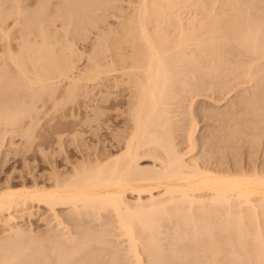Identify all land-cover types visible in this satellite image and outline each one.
Returning <instances> with one entry per match:
<instances>
[{"label": "bare ground", "instance_id": "6f19581e", "mask_svg": "<svg viewBox=\"0 0 264 264\" xmlns=\"http://www.w3.org/2000/svg\"><path fill=\"white\" fill-rule=\"evenodd\" d=\"M13 1L15 3L13 4L14 10H12L9 13H4V11L2 10V7H5L4 10L7 7L3 5L5 4L3 0L0 2L3 5L2 6L0 4V30L1 29L3 30V27L6 26V25L2 26L4 21L6 22V20H8L7 18H5L6 14H7V17H10V15L16 14V16H18L17 18H19V15L17 14H21L23 12L28 13V10L29 9L32 10V8L33 10L32 11L30 10L31 13L25 16V17L28 16L27 19L26 18L24 19L23 17L24 13L21 14L22 18L25 21L21 19L20 20L23 21V24L25 22V24L23 27L21 26L20 21H19V24L21 26L19 27L23 28L22 32L24 31L23 34L26 33V35L22 34L24 37H22V35H19L23 39L21 37H18L22 39V42L19 40L22 44L18 42L21 45L19 46L18 44V47H20V49H17V51L13 52V50L11 51L10 49L11 46L10 47L8 46L10 44L8 45L6 44V47H9L10 49V50L8 48L6 49L7 52L8 50L10 51L7 54H10L8 56L9 58L11 57L10 58L11 60H13L11 61V62H14L12 64L16 65V66L14 65L15 68L13 67V71H11L8 67L9 66L8 64L7 70L8 69L9 70L7 71V73L8 74L12 73L10 75L15 76V78H18V80H20L21 82L15 78L14 80H12L13 78L9 77L10 75L5 74L6 70L4 69H6V64L5 62H3L2 66L0 65L1 66L0 68V93L1 91L2 93H4V94L1 93L2 96L4 95L2 98H4L6 95L10 96L11 94H13V93H10L12 90H14V93L19 94V91H18L19 90L18 87H19L24 92L20 90V95L17 94V97L18 96L21 97V95L27 94L26 95L27 97L24 96L23 98H21L20 102L27 103L28 100H30V103H31L32 101L33 102L35 101V97H36V100L37 98L40 99V97H42V95L45 94L44 91L48 90V86L54 87V89L52 87H49V89L50 88L52 89L48 90L50 91V93H53L54 92L53 90H55L54 84L57 83L58 81L55 79L57 82L54 81V84H53L51 82V79L53 80L54 78L57 77L58 79L63 78L65 80V78H69L71 76L70 71H73L72 69L76 68L75 67L76 64L75 62H73L72 64L71 62H67V60L69 61L71 58L70 57L67 59V57L69 56L73 57V54L68 55V56L65 54L67 57H65L64 54H63L64 56L61 55L60 52L62 51L59 49V47H61L62 49V45L57 46V44L58 45L60 44L57 37H56L57 39L55 40L56 42H54L55 44L52 41H50L51 38L49 39V37H52V36L48 37V33L50 34V32L53 31V29L52 30L50 29L51 26L48 23H51L53 20H56L54 18H57V16L56 17L51 16L54 13L51 15H48V13L51 12V10L50 11L47 10L48 8L47 6H49V3L51 4L52 1L51 0H35L34 2L36 1H38L37 3L40 2V4H38L39 6L34 7L35 4L34 5L29 4L30 8L28 7L29 5L26 3L28 0L27 1L25 0L26 2L24 3L19 2V0H13ZM103 1L112 2L113 0H103ZM141 1L143 3H141ZM141 1H140L141 6H139L140 4L138 5L139 6L138 8L140 9H137V11L140 12V15L138 16H141L140 17L141 19H139L138 17V21H137V23L139 22L138 23L139 25L136 24L137 26L134 27L135 24L133 23L134 22L133 20L135 19H132L133 22L131 21L129 23H132V25L134 24L133 27L132 25L129 26V23H128V26L123 25L122 28H119L118 33L119 35H121L120 37L116 36L118 33L115 35V37L113 34L112 37L114 38H112L111 36L105 35L108 30H109L108 32H110L111 34L113 32L115 33V31L117 32V28L116 30L113 29L115 30L113 32H111L112 30L110 27H109L110 29L106 28L107 30L105 29L102 32H100V35L98 36L101 37V34H103L102 35L103 38L96 36L97 37L96 39L98 38L99 39L97 40V42H95L96 41L95 39L93 44L95 43L98 44L99 41L101 40L99 44L101 45L102 43L101 45L102 47L101 46L99 47L98 45L97 47L101 48L99 50L102 52V54L103 53L104 54L102 56L100 55L99 57H97L99 53L101 52L99 53L96 52L98 48L95 49L96 44L93 45L95 47L94 49L96 50L95 51L93 49L94 53L96 52L98 53V55L94 54L93 55L94 57H92L93 64L90 63V61H87L90 63V65L89 63H87L89 65V68L88 67L83 68L85 71H83L82 69L83 72L82 71H81L82 73L80 72L81 76H83L82 78H84L85 75L87 76V77L85 76L86 78H84L86 81L88 80L91 81V79L93 81L99 80V84H100L101 83L100 80L102 78L103 79L113 78L115 81L114 83L113 82L112 83L114 84L115 87L116 86L119 87L120 84L121 85L123 84V86L124 84L125 85L129 84L130 86L135 88L133 91L134 100H133V103H131V105L133 104V107L130 106L132 109L128 110V111H131L130 114L132 115L131 119H133V125L131 126L132 129L130 130V132L128 129H127L128 131H126V135L127 134L129 135L127 137L124 135L126 138H124V141H123L124 144L122 143L123 144L122 150L119 153H116L117 155L113 154V156L111 157L108 156L107 159L103 158V160L99 159V160H96L95 162H94L95 159L91 157L90 158L92 159L93 162L89 161L90 159L89 157H86L87 162L83 161L86 159L85 157L81 161L77 160L75 165L73 161L72 165H74V167H72L73 168L72 171L68 172L66 169L67 173L66 171L62 172L64 170H62L61 168L60 170L62 171L60 170L56 172L51 171L54 173L48 174L47 175L48 181L46 179L45 182L44 181L42 182L41 180L38 181L36 180V178H34L35 181L32 182L31 185H28L29 182H26L27 180L25 181V179H22L24 180V182L22 183V181H20L23 185L19 188H16L17 186L16 182L10 179L6 182L3 181L5 182L4 184H2L3 182L2 183L0 182V223L5 225L4 227L7 226L6 230L9 231V235L13 239L12 240L11 238H9L8 235H6L8 237L5 236L6 239L9 238V241L5 240L4 238V244L8 242V244H6L7 246L4 245L5 248L7 247L6 250H4L3 248L4 246L3 247L0 246V249H2V251L5 252L3 255V252L0 250L2 252V254L0 252V264H128V263L129 264H161L160 261L163 258H165L163 256L164 255L166 256L167 253H169L168 255L171 254L170 257L173 258L174 255H179V256L187 255L188 256L189 254L199 253V252H202V251H199L202 249L204 250L203 253L205 252L204 255H207L206 256L207 259L205 262L206 264H229V262L232 261V260H229L231 258L235 262L237 261L235 264H239L238 260L236 259H239V261L241 260L240 264H246V263L259 264L260 262H261L260 264H264V255H262L264 253H259V251L264 252V246L262 247L261 245V243L262 244L264 243V240H263L264 237L262 238L264 234L262 233L264 231V172L262 171V169L260 170L261 167L259 168L256 165H254L257 168H259L260 171L257 169H254L256 167L252 169L249 168L250 169L249 170V169H246V167L244 168L243 166L240 169L238 168L235 169L234 168L235 166L233 167L234 169H229L228 168L229 166H225L227 167L226 169L225 167L224 168L220 167L224 165L220 164L219 166V164L217 163L216 164L218 168H211L210 167L211 165L209 166L210 163H208L209 167H207V164L205 165L206 167L204 165L202 167L198 164L200 163L198 162L199 161L198 158H197V161H196V158H194V160L185 159L186 157L184 156L185 154L181 152L180 150H178L179 148H176V145H175L176 141L174 140L175 137L171 136L172 134H170L171 132L170 130H172V126L168 127V125H170V123L172 125V122H173L171 120L172 117H169V116H172V115H169L171 113L170 111L172 110L171 109L172 107L170 108V104L173 106L174 103H176L181 98L180 97V95L182 94L181 91L183 92V88L186 89L185 86H183L185 85V82H187L189 79H191L193 82L194 79L197 77V75L199 77V74L195 75L194 73L199 70L198 69L197 71H194L199 66V64L202 62V58H200V55L198 54L199 52L201 55H203L202 57L204 59L206 57V60H203L204 63L202 62V67H201L202 69L206 61L207 62L205 65L209 67L211 66L215 67L216 64L214 63L216 62L219 65L221 63H222L221 65L227 63L224 66L229 67L230 66V65L228 66L229 64L228 62H230L229 60L233 59L234 61V59L237 57L236 62H239L238 59L240 58L239 60L242 63H244L245 61L244 59L247 58V60L245 61L247 63H245L242 66L243 68L244 67L246 68V71H245V68L244 69L239 68V72L241 71L240 73H242L241 76L246 74L245 77L242 76L244 79L240 78V80H243V81L246 80V77H250L248 79L250 81H253L251 80V78L254 79L258 75L256 72L262 73L264 71L263 68H260V67H264L263 66L264 64L263 62L264 60V13H263L264 6L263 7L260 6L262 8V12H261V8L259 9L258 6H255L257 5L255 1L257 2L258 0L253 1L255 5H253L252 2L250 3V0H230L232 2L227 0L229 4L228 3L226 4L227 1L224 0L225 3H223V5L224 4H226V6L228 5L226 8L222 4H219L220 2L221 3L224 2L223 0L222 1L216 0L219 5L217 4L215 0H198V2L197 1L195 2L193 0L195 3L191 0L192 1L191 4L193 5L198 3V8L195 7L197 10L201 6L203 7L206 4V2L208 3L209 1L211 4L209 3L210 5L208 4L207 6L205 5L204 8L210 6L208 7L210 11L208 8H207L208 11L207 9L204 11L203 8L201 7L202 9L201 10L199 9L200 11H198V13H200L202 10L204 12L207 11L204 14L205 16L202 14L204 12H201V19L194 16L195 18H193L192 20L193 23L191 21V23L195 26L194 28L192 27L189 28V26L187 28L186 26L184 30L182 28H179V26H181L179 25L178 28L184 30L185 32L182 31L183 32L182 33L181 30L179 31L182 34V35H180V33L178 34L181 36L179 39H178L179 36L176 35L175 33L174 35L176 36L177 39L175 37L174 39L173 38L174 35L170 34V33H174V31L172 32L171 31L172 29L171 30L169 29L171 32L169 31L170 33H168L167 28H170L172 24L174 23V21H172L173 18L176 17L177 18L176 20H178L180 15L182 14L181 13L182 11L178 10V9L181 10V7L179 6L180 7L179 8L176 6L178 5L177 4L178 2H175L174 0L176 5L174 3L173 6L174 7L176 6L178 8L177 11H179V13L181 14L179 15L176 14L175 13L176 11L174 10V7L172 6L173 11L175 12H171V14H174V15L176 14V16L175 17L173 16L171 20L172 23L171 22H169L170 24L168 23L170 26L169 27L167 26L166 20L168 19V21H170L169 19H171L170 17L171 15H168L170 18L167 17L165 18L166 20L163 19L164 22H161V18L164 17L165 12L167 11V10H164L161 6H164L166 1L164 0L165 1L164 2L162 0V2L164 3L162 4L161 0H151V1L149 0L151 3V7L160 6L159 10L158 9L156 10L155 8L152 10H156L158 12L160 11V13H162L161 11H163L164 13V14L162 13L163 15H160L158 13L160 15L159 17L161 18H159L156 14L152 16V17L156 16L155 20L157 21H154V24H156L155 22H158L157 24H159L160 27H161L160 24H163V23L164 25L167 26L166 28L162 27L164 29L162 28L160 29L159 26H157L156 24V25H153V27L155 26L160 30L158 29L153 30L149 28L151 26L150 24H149L150 26L146 24V22H148L147 21L148 17L151 16L150 15L151 13L149 15L147 13L148 7H150L148 4V0L147 1L141 0ZM8 2L9 0L6 3ZM96 2L97 0H65L64 3L62 2V6H61L59 5L61 4L59 3V0L57 1V3L55 0L54 3L56 4H53L52 2V5L60 6V7L58 6V8L55 7V10L57 9L55 12L56 13L58 12L59 14L57 19H59L61 16L65 19V16L68 18V16L70 15L73 16V15L79 14V11L81 8H84L86 10H91ZM111 2L110 4H112ZM184 2L186 1L184 0ZM248 2L249 4H247ZM188 3L190 2L188 1ZM199 3H200V7H199ZM11 4H12V1H11ZM21 4L22 5L25 4V5L22 6ZM147 4H148V7H147ZM251 4L257 9H259V10L256 9L259 13L256 10L252 11L251 14H248V10L247 12L245 11L246 9H249V7L250 8L252 7V9H249L250 11L255 9ZM52 5H51V8H52ZM171 5L170 6L168 5V7L166 5V7L169 8L168 10H170ZM215 5L220 7L218 11H216L217 9ZM25 6L28 8L27 10H25L26 9ZM104 6L102 5L101 7H104ZM229 6L230 8H228ZM15 7L17 8L15 9ZM101 7L99 8L101 9ZM107 7H109L108 4H106L105 8ZM166 7L164 8L166 9ZM214 8L215 10H212ZM104 9L102 8V10ZM145 11L148 16L146 15ZM85 12L87 13V11ZM154 13H157V12H154ZM66 14L67 15L70 14V15L67 16ZM102 14H106V13H102ZM166 14H168V12H166ZM101 15H97V20H95L96 18H94L95 21H93L92 19V21L94 22V23L92 22L93 26L95 22H98V20L99 21L104 20V19L101 20V18L104 17L103 15L101 17ZM143 15L145 17L147 16L146 21ZM16 16H14L12 19H14ZM98 16L100 17L99 19H98ZM185 16H183V18ZM190 16H193V15H190ZM74 18L76 19L75 21L77 22L79 17H74ZM89 18H87V20ZM196 18L199 21L198 20L195 21ZM184 19H186V17ZM67 20L66 21L64 20V21L69 22V19ZM180 20H181L180 22H182V19ZM16 21H17L16 22L17 25H19L18 19H16ZM57 21H54V22H57ZM71 21L72 19L70 20V22ZM196 22H199L200 25L197 24ZM46 23L48 24L46 26H49V31L51 30L50 32H48V28L45 26ZM52 23L51 25H53ZM62 23H63V20H62ZM71 23H72L71 24L72 26L70 24L63 23V26L65 25V28H67L65 30V28L63 27L64 31L67 32L68 28L73 29V27L76 26V25L73 26V24H76V23H73V22ZM68 25L69 27H66ZM187 25H191V24H187ZM198 25L200 26V28ZM81 26L83 25L80 24V27ZM14 27L17 28L15 24H14ZM186 29H189V30H186ZM197 29H200L199 31H200L201 36L199 35V37H195L197 36V34L195 35ZM84 30H86L87 32L88 29H84ZM1 31H0V34H1ZM36 32L37 33L39 32L40 36L43 37V38L42 37L39 38V34H38V38L42 39V41L40 40L41 42L40 41L36 42L37 44L34 42L37 39ZM53 32L56 34L57 30L55 32V29H54ZM5 33L7 32H4V33L2 32L4 36L7 35ZM33 33H35L36 35H33ZM28 34L32 36V37L30 36L31 37L30 39L28 38L29 36ZM54 35L53 37L55 38L56 35L55 36ZM57 36L59 37V35ZM34 37L35 39H33ZM29 41H31L32 43ZM33 42L35 45L33 44ZM122 43H125L124 45L126 44L127 45L121 46ZM55 46H57L59 50L56 51ZM71 46L69 45L67 46L66 44V47L63 46V49L71 48L72 50ZM194 46L196 47L197 51L199 50L198 52H196ZM191 47H193L192 49L193 51H190L191 49L189 50V48ZM127 48H131V50L127 52L126 51L128 50ZM187 49L189 50L190 53H188ZM18 50L20 52H18ZM71 50L70 51L68 50V51L72 53ZM194 50L197 53L198 57L197 55H194L195 53L192 54ZM66 51L67 50H65V52ZM56 52H59L61 57L58 56V53ZM63 53H64V50H63ZM62 56L65 58L64 60L67 59L66 62L63 61ZM242 57H244V59H242ZM90 60L92 59L90 58ZM208 60H211L212 62V63L210 62L211 66L207 65ZM259 60H262L263 63L260 62ZM7 61H8V58H7ZM233 61H231L230 64H232ZM241 62L239 63H235V61L233 62L235 64L234 65L232 64V66L233 67L237 66V68L234 67L235 70H238V67H240L242 64ZM103 63H105L106 65L105 64L103 65ZM239 64L240 66H238ZM257 64H258V67L256 68L257 69L259 68V69L256 70L255 68L256 70L255 71L253 66ZM259 64H260V67H259ZM73 65H74V68H73ZM219 65L217 66V68L216 67L215 68L213 67V68L221 70L223 66L220 68ZM232 66L228 68L230 69L229 70L230 72L231 70L235 71L233 70ZM209 67L204 68V70L205 69L210 70V71L205 70V72H211V69H212L213 70L212 73H213L214 69L212 67L211 68ZM201 68L199 71L202 70ZM223 68H224L223 70H225V67ZM87 69L89 70L87 71ZM3 71H4V75L2 73ZM242 71L246 73L243 74ZM15 72H17L18 76L15 75L16 74ZM73 72L71 73L73 74ZM85 72H87V74ZM190 73H192L193 78L195 76L196 77L192 79L189 76ZM76 74H79V73H76ZM205 74L207 75L208 73H205ZM5 75L9 77V79L11 78V80H9L6 77L7 82L3 83L4 81H6V79H4L5 77L4 78L2 77ZM74 75H72L73 77L71 76L72 78L70 77L71 78L70 80H72L71 82L76 81L75 79H77L78 78L77 76H79V75H76L75 77ZM253 75L255 76L253 77ZM208 76L210 75L208 74ZM241 76H237L238 78H236V80L239 79V77ZM260 76L262 77L263 74L261 75L259 74V76L256 77L258 78L260 82H257V79H256L255 81L257 84H255L256 85L255 87L262 88L263 90L260 89L259 91L260 92L263 91L262 94H264V88H263L264 86L259 87L260 85L261 86L264 85V82H263L264 76H263V79ZM187 77H190V78H187ZM234 77H236V75H234ZM82 78L77 79L78 83L76 81L74 85L73 83L72 85L74 87L78 86V84L80 85L82 80L85 81ZM260 78L262 81L260 80ZM1 80L2 81L4 80V81L1 82ZM15 80H17L18 85L16 84ZM61 80L62 79H60V81ZM67 80L69 81V82L67 81L68 87H69V83L71 84V82L69 79ZM191 80L188 82L190 83ZM48 81H50L49 82L51 83L50 85L48 84ZM103 81L105 82L106 79ZM11 82H13V86H14V82L18 86V87L16 85L14 86L15 89L17 88L16 90L12 86ZM180 82L184 84L182 85L180 84ZM192 82L190 84L194 85V83ZM259 83L260 85H258ZM102 84L104 85L105 83L102 82ZM110 84L108 85L110 86ZM108 85H105V86H107L108 88L109 87ZM177 85L179 87L180 85H182L183 88H181L182 87L181 86L180 87L181 89H179ZM186 85H188V83H186ZM130 86L128 87L127 85V88H132ZM186 87L188 90V88H190L191 86L190 87L186 86ZM80 88L82 89V87L77 88L78 91L81 90ZM4 89H9L10 94L8 95L7 94L8 90H4ZM26 89L30 90L33 95L32 94L30 95V91L29 93H27ZM77 89L75 90L77 91ZM178 89L181 90L180 93ZM253 89L255 88L253 87ZM25 90H26V93H25ZM67 90L70 91L71 89L68 88ZM108 90H106V92ZM48 91L46 92V94H50ZM82 92L83 91L81 90L80 93ZM253 93H257V90ZM67 94L70 95L69 93ZM103 95H105V97H103ZM248 95H249L248 97H251L250 96L251 94H248ZM253 95L252 97L256 96L258 98L259 95H260V98L261 96L264 97V95H261V94L258 95V93L254 96ZM28 96L29 98L30 96H32L31 98L33 99L32 100L29 99ZM12 97L11 96L5 97L4 99L5 101H8L9 98L13 99ZM20 97L15 98L14 96V99L18 101ZM71 97H72V92H71ZM109 97L107 94V99ZM24 98L26 99V101L23 102L22 99ZM102 98H106V94H102ZM176 98L177 99L179 98V99L176 100ZM255 98L253 99L254 102L252 101L249 102L250 106L248 105V107L246 108L247 109L246 115L248 113L250 114V112L252 114H255V116L257 114V116L254 118V120L256 121L254 122L256 123L260 122L262 124V125L260 124V126L259 125L255 126L258 129V126L259 127L264 126V103H263L264 98L263 99L262 98L255 99ZM14 99L11 101L9 100L8 102L9 103L11 102L10 104L14 103L15 102ZM107 99H105V101H107ZM246 100L247 99H243L241 101H246ZM249 100L250 98H248L247 102ZM5 101L1 102L0 100L1 103ZM20 102H18V104H20ZM247 102H245V106H247L248 104ZM251 102H252V105H251ZM32 103L31 105L28 103L29 105L27 104L26 106L25 104H23L25 108H22L23 105L21 104L19 106L17 105L19 109H22L19 112L21 113L23 112L24 114L26 113L28 116L29 115L28 112H30L32 110L31 108L33 107ZM5 104L6 105H4V103L1 104V106L3 105L2 106L3 108L0 106V108H2L0 109V121H2L1 123L5 124L6 122V124L8 123V125L10 124L13 125L15 121L16 123H18L20 118L18 117L19 119L18 120L15 117L19 114L18 111H16V113L12 112L13 114L11 113L9 114L8 112H11L10 110H8L10 108V104L8 106H7V102ZM35 105H36V101L34 103L33 109L36 107ZM27 106H28V109H30V111L25 112L26 110H28L26 109ZM249 107L250 108L253 107L254 109L249 110L250 109ZM14 108H12V111H14L13 110ZM95 109H98V108H95ZM34 110H32L31 112L33 113ZM252 110L254 112H252ZM21 113L19 114L20 117L21 115L23 116V113L22 114ZM32 113H31V119L33 116ZM227 113L230 114V112H227ZM98 114L101 115V113H98ZM224 114H225L224 116H226L227 118H224V117L223 118L227 120L228 118L232 119V116L236 113L235 112L232 113L233 115L232 116L230 115L231 117L230 116L228 117L225 112ZM237 115H234L236 117L233 116V119L240 117ZM215 116H218V113L217 115L215 113ZM242 117L243 116H241L238 119L239 120L242 119L243 120L242 122H245V123L248 122L247 117H246L247 119H245V117L243 119ZM258 117L260 118L257 119ZM169 120L172 122H170ZM230 121H225V122L229 123ZM222 122H224V120ZM232 122H234V120ZM240 122L241 120L240 121L237 120L236 122V119H235V123L233 124L235 127V130L237 128L236 124L239 125V127L242 129ZM2 124L0 127H2ZM225 125L227 124L225 123ZM225 125L219 129H222L223 127H225ZM194 126H195L194 128L192 126V129L189 130V139H192L193 135H195L194 132L197 130L196 127L198 126L196 125ZM228 129H226V131ZM262 129L264 130V127ZM174 130H175V127H173L172 131ZM223 131L219 130V133ZM242 131L239 130L238 133L240 132L242 133ZM230 132L235 133L233 131H230ZM230 132L227 131L226 133L231 134ZM259 132H256V133H259ZM216 133L218 134V137H216L217 135L213 137L220 139L218 129ZM260 133L264 135L263 134L264 131ZM2 134H4V131ZM213 134L215 133L213 132ZM254 135L256 136L255 133ZM254 135L252 136L254 137ZM225 136L227 137V134ZM230 137L231 135L227 137L226 139L225 138L224 139L227 140ZM215 139H214V142L219 146L220 143H217L218 141L216 142ZM0 140L2 139L0 138ZM209 140L210 139H206L207 142ZM212 140L213 139L211 138V142L214 143ZM230 140L232 139L230 138ZM193 141L194 140H192L193 144L191 145H194L197 142V140L195 142ZM207 142L206 143L204 142V144H207L206 147H208V144H209ZM219 142H221V139L219 140ZM211 144H210V148L213 149V147H211ZM216 144L215 145L212 144V145L215 147ZM231 144H232V141H231ZM197 146L198 145L196 143L195 146H192V147H194L195 149ZM217 149H216V152H217ZM107 155H109V153ZM105 157H106V153H105ZM145 157L154 158L152 162V165H153L152 167L150 164H148L149 168L148 166L147 168H145L146 164H145V167H141L142 164L139 165V161ZM95 158L97 159V157ZM4 159L6 158L4 157ZM216 164L214 165V163H212L214 167H216ZM236 167H239V166H236ZM42 208L43 209L45 208V210L47 211L48 214L46 216L43 214L44 212H42ZM61 208L67 209V210H63V212L65 211L66 212L62 213ZM19 211L21 212V214ZM46 211H45V214H46ZM24 216L29 217L28 218L29 220L32 218H36V217H38L39 219L41 218L40 220H42L43 218V221L46 220V224L48 223L49 225V228H47L48 230H45L47 231V233L46 234L44 233V236L48 234L46 237L49 238V241L47 240V238L44 239L45 237L43 238V240H41L40 239L42 237L41 235H39L41 237H39L38 235H36L37 237H35L34 234L32 235L36 239L38 238L37 241L40 239L42 242L41 243L39 241L38 243L40 244L35 242V244H38L36 246L41 249L36 250L33 247L31 248L34 249L33 251L34 253L43 252L44 253L43 255L44 258H42L43 260L39 259V256L34 255V253L32 252L33 249H30L31 254L29 252H26V250H29L26 248H29L33 244L32 243L29 246L27 244L28 240H26L28 239L27 237L32 233H30L26 237L25 235L28 234L29 232L25 233V228L22 226V224L17 225V222L15 223L17 219L18 220L19 218L22 219V217ZM13 222L16 225L13 224ZM253 222H257L255 223L257 227L253 224ZM2 224L0 226H2ZM251 226H255L256 229H253L255 227H252L253 229L252 230ZM109 234H112L110 235L112 236L111 239L106 237ZM32 236L30 235V237ZM1 237L2 239H0V241L3 240V236ZM24 237H26V239H24ZM14 238L15 239L20 238V240L24 239L23 245L25 243L24 241L26 240L27 242L25 246L27 245L28 247L26 246L25 248V246L23 247V245L22 246L19 245L22 242L18 239L19 240L18 241L19 243H18ZM249 239L253 240L256 243V244L254 243L255 244L254 246L256 248L254 246L251 247L250 243L253 241L250 242ZM29 240H32V238H29ZM46 240L48 241L47 243L49 245L47 246H49V249L47 248V246H45L46 244L43 245L44 244L43 241L45 242ZM33 241H29V242L31 243ZM248 241L250 242L249 244H248ZM1 243L3 244V241ZM39 245L42 247H39ZM225 245L227 246V249H228V246H231L230 247L231 250L227 252V249H225L226 248ZM259 245H261V247ZM248 246L249 248L250 247L252 248L251 249L252 251L251 250L248 251L249 250ZM238 248H241L243 252L242 250H239ZM245 249H248V250H245ZM258 249H261V250L256 251ZM225 251L228 254L224 253ZM202 254H198L200 255L201 259L205 258L203 257L204 255L202 256ZM225 254H227V257H229L227 260L229 261L228 263L227 261L225 263L220 261L221 259L220 256L225 257L226 259ZM195 255L194 256L192 255V257L194 258ZM198 255L196 256L198 257ZM34 256L36 258L38 257V259H36ZM40 256L42 257V255ZM187 256L186 258H188ZM29 257L32 259L34 258L33 262L30 261L32 259H30ZM182 257L185 258L184 256ZM189 257L191 256L189 255ZM172 258H170V262L168 263H172L171 261H174V258L173 260ZM179 258L177 257V259ZM183 258H180V259L183 260ZM243 258L245 259L250 258L249 259L250 262H248L247 261L248 259H247L246 260L247 262L243 263L242 262ZM251 258L253 259L251 260ZM37 260H40V261H37ZM168 260L169 259L167 256V261ZM179 260L178 262L181 263V260L180 261ZM254 260H256V263L254 262ZM202 261H205V259L200 260V262ZM163 262H164V259H163ZM182 263H184V261ZM196 263L198 264L199 262H196ZM205 263L202 262L199 264H205ZM232 263L234 262L232 261ZM173 264H175V261ZM176 264H177V261H176Z\"/></svg>", "mask_w": 264, "mask_h": 264}, {"label": "rangeland", "instance_id": "374dc122", "mask_svg": "<svg viewBox=\"0 0 264 264\" xmlns=\"http://www.w3.org/2000/svg\"><path fill=\"white\" fill-rule=\"evenodd\" d=\"M2 1V0H1ZM0 1V2H1ZM4 2L6 1V0H3ZM8 1V0H7ZM6 1V2H7ZM11 1H12V4H11ZM27 1V0H26ZM25 0H19V2H22V3H24V2H26ZM35 0H28L26 3L29 5V4H35V6L34 7H38L39 5L38 4H40V2L39 3H37L38 1H36V2H34ZM52 2H53V4H56L57 3V1L58 0H56V3H54V1L55 0H51ZM50 1V2H51ZM64 3V1L65 0H59V3H61V4H59V5H61L62 6V2ZM101 1V2H100ZM140 1L141 0H113L112 2L111 1H107V2H109V3H107L106 1V3L103 1V0H97V2L95 3V5L92 7V9L91 10H86V9H84V8H81L80 9V11H79V14H77V15H73V16H71L70 14H68V15H70V16H68L67 14V16H68V18L65 16V19L63 18H59V19H57L58 18V16H59V14H58V12L56 13L55 11L57 10H55V7H57L58 8V6L57 5H52V2H51V4L49 3V6H47L48 8H50V9H48L47 8V10H51V12H49V11H47V12H49L48 13V15H51V14H53V15H51V16H53V17H56L57 16V18H54V19H56V20H53L51 23L53 24V25H51V23H48V24H50V29L52 30L53 29V31H54V29H55V32H56V30H57V32H56V34L53 32V31H49V26H46V25H48L47 23L45 24V26L48 28V32H50V34L48 33V37L49 36H52V37H49V39L51 38V40L50 41H52L53 43L54 42H56L55 40L58 38V41H59V45L57 44V46H61L62 45V49H61V47H59V49L62 51V52H60L61 53V55H72L73 54V57L72 56H69V57H67L66 55H65V57H67V59L68 58H70V60H72V61H68L67 59V62H71V64L73 63V62H75V67L76 68H74V65H73V68L74 69H72L73 71H70V74H71V76L72 75H74L75 77H76V75H79V76H77L78 78L77 79H80V78H82L83 76H81V74H80V72L82 71V69L83 68H86V67H88L89 68V65H90V63H92L93 64V58L92 57H94L93 55L94 54H96V55H98V53L99 52H101L99 49H101V48H98L97 47V45L100 47L101 45H102V43H101V45L99 44L100 43V41H99V43L97 44V43H95L96 44V48L93 46V45H95V44H93L94 43V41H95V39L97 38L96 36H98V35H100V32H102L103 30H105L106 28L107 29H110L111 28V32H113V31H115L116 30V28H117V32L115 31V33L113 32L112 34L110 33V32H108L107 31V33L109 34H105L106 36H113V34H114V37H115V35L118 33V30H119V28H122L123 27V25H125V26H128V23L129 22H131L132 21V19H137L136 21L135 20H133L132 22L135 24H133L134 25V27H136L137 25L136 24H138L137 23V21H138V17H139V19H141L140 17L141 16H138V15H140V12L139 11H137V9H140V8H138L139 6H141V3H143L142 1H141V3H140ZM147 1V0H146ZM151 1V0H150ZM150 1L148 0V4H149V6L151 7V3H150ZM164 1V0H163ZM166 1V2H165ZM164 2H165V5L164 6H161L164 10H167L166 12H168V14H166V12H165V14L163 13V11H161L163 14H164V17H159L160 15H163L162 13H160V11L158 12V11H156L157 9L159 10V8H160V6L159 7H148V4H147V7H148V15L150 14L151 16L150 17H148V20H147V13H146V11H145V13H146V17L143 15V17H145V21L147 20L148 22H146V24H150L152 27H153V25H156L158 22H155L156 24H154V21H157V20H155L156 18V16L155 17H152L153 15H157L159 18H161V22H164L163 21V19L164 20H166L165 18H170L171 17V19H169L170 21H168V19L166 20L167 21V26H169V22H171V20H172V18H173V16L175 17L176 16V14H183V12H184V14L186 15H184L183 14V16H185L186 17V19H184L183 18V16H182V14L180 15V17H179V19L178 20H176L177 18L175 17V18H173V20L172 21H174V23L172 24V26L170 27V28H167V31H168V33H170L171 31L173 32L174 31V33H170V34H172V35H174L175 33H176V35H178L179 33H180V35H182L181 34V32L183 31V32H185L184 30H185V27L187 26V28H188V26H189V28L190 27H192V28H194L195 26L192 24L193 23V18H195L194 16H196V17H198V18H200L201 19V12H204L208 7H210V6H208V7H206V8H204L205 7V5L207 6V4L208 5H210L211 3L208 1V3L206 2V4L202 7L203 8V10L200 12V13H198V11H200L202 8L200 7V3H199V9L197 10L196 8H198V3H196V4H191V2L193 1H191V0H188L190 3H188V1L187 0H185L186 2H184V0H175V2H178L177 4L178 5H176V3L174 2V0H165ZM170 1V2H169ZM195 2L197 1L198 2V0H194ZM193 1V2H194ZM216 1V0H215ZM218 1H222V0H218ZM224 1V0H223ZM225 1H227V0H225ZM225 1L224 2H220L219 4H222L223 5V3H225ZM230 1V0H229ZM254 0H250V3L252 2L253 3V5H255V3H257V5H255V6H258L259 7V9L261 8V7H263L264 6V0H258L257 2L255 1V3L253 2ZM5 2V4H3L4 6H6L7 8L4 10V8L5 7H2V10L4 11V13H9V12H11L12 10H14L13 8H14V5L13 4H15L14 3V1L13 0H9V2L8 3H6ZM103 2V3H102ZM110 2L113 4V6H112V4H110ZM161 2H162V0H161ZM173 2V3H172ZM184 2V3H183ZM194 2V3H195ZM217 2V1H216ZM230 2H232V1H230ZM3 3V2H2ZM10 3V4H9ZM36 3H37V5H36ZM83 3V2H82ZM99 3H100V5L102 6H106V4H108V6L109 7H107V8H105V6L104 7H101L100 5H99ZM169 3V4H168ZM172 5H171V4ZM174 3H175V5L177 6V7H181V10L180 9H178L176 6L174 7L173 5H174ZM181 3H182V5H181ZM210 3V4H209ZM214 3V2H213ZM228 3V1L226 2V4ZM1 4V3H0ZM6 4H8V5H6ZM140 4V5H139ZM162 4H164L163 2H162ZM180 4V5H179ZM216 4V3H215ZM217 4H218V2H217ZM218 4V5H219ZM226 4H224L223 6H225V8L228 6H226ZM229 4V3H228ZM231 4V3H230ZM233 4V3H232ZM247 4H249V2L247 3ZM2 5V4H1ZM2 5V6H3ZM13 5V6H12ZM22 5V4H21ZM25 4H23L22 6H24ZM51 5H52V8H51ZM139 5V6H138ZM166 5H167V7H168V5L170 6L171 5V7H170V10H168L169 8H167L166 7ZM201 5H203V4H201ZM252 5V4H251ZM251 5H249V6H251ZM252 5V6H253ZM10 6V7H9ZM172 6L174 7V10L176 11H173V9H172ZM211 6H213V5H211ZM216 6V11H218L219 10V6H217V5H215ZM248 6V5H247ZM247 6H246V8H247ZM261 6V7H260ZM26 7V6H25ZM29 8H30V5L28 6ZM60 7V6H59ZM95 7H96V9H95ZM99 7H101V9L99 8ZM164 7H166V9L164 8ZM179 7V8H180ZM196 7V8H195ZM222 7V6H221ZM254 7V6H253ZM9 8V9H8ZM17 7H15V9H16ZM24 8V7H23ZM22 8V9H23ZM54 8V9H53ZM99 8V9H98ZM102 8L104 9V10H102ZM150 8V9H149ZM156 9V10H152V9ZM228 8H230V6L228 7ZM245 8V7H244ZM243 8V9H244ZM255 9H253V10H249V9H252V7L250 8L249 7V9H244L246 12H247V10H248V14H251V12L252 11H254V10H256L257 8L256 7H254ZM10 10V11H8V10ZM25 9V8H24ZM23 9V10H24ZM28 8L26 7V9L25 10H27ZM53 9V10H52ZM94 9V10H93ZM177 9L179 10V11H182L181 13H179V11H177ZM209 9V8H208ZM208 9H207V11H208ZM259 9H257V10H259ZM264 9V8H263ZM31 9H29L28 10V13L27 12H23V13H21V14H23V17H24V19L26 18L27 19V17H25L26 15H28L29 13H31V11L33 10V8H32V10L30 11ZM34 10H35V8H34ZM84 10V11H83ZM152 10V11H151ZM212 10H215V8L214 9H212ZM256 10V11H257ZM7 11V12H6ZM85 11H87V13L85 12ZM91 11V12H90ZM96 11H97V13H96ZM157 12V13H154V12ZM169 11H170V13H169ZM206 11V12H207ZM209 11H210V9H209ZM215 11V12H216ZM264 11V10H263ZM171 12H175L176 14L174 15V14H171ZM206 12H204V13H202L203 15L206 13ZM212 12H214V11H212ZM250 12V13H249ZM258 12V11H257ZM256 12V13H257ZM261 12H262V8H261ZM260 12V13H261ZM81 13V14H80ZM102 13H106V14H102ZM152 13H154V14H152ZM160 15H159V14ZM259 13V12H258ZM264 13V12H263ZM21 14H17V15H19V18H17L18 16H16V14L15 15H10V17H7V14H6V17L5 18H7L8 20H6V22L4 21V23L2 24V26L4 25H6L5 27H3V30L1 31V34H0V65L2 66V63L3 62H5V64H6V69H4V70H6V75H10V74H12V73H10L11 71H13V67H14V65L12 64V63H14V62H11V61H13V60H11L10 58H9V56L8 55H10V54H7V53H9L10 51V49H11V51L13 50V52H15V51H17V49H20V47H18V44L19 43H21L22 42V37H24L23 35H26V33L25 34H23L24 33V31L22 32V30H23V28H20L21 26H23L24 27V24H25V22H24V24H23V21H25L23 18H22V16H21ZM58 14V15H57ZM86 14V15H85ZM90 14V15H89ZM104 16V17H102V15ZM247 14V13H246ZM255 14V13H254ZM86 17H84V16ZM89 15V16H88ZM93 15V16H92ZM97 15H101V20L102 19H104V20H102V21H99L98 20V22H95V24H94V26H93V21H95V20H97ZM167 15V16H166ZM168 15H171L170 17L168 16ZM178 15H177V17H178ZM190 15H193V16H190ZM202 15V16H203ZM8 16H9V14H8ZM14 16H16L15 18L16 19H18V24H19V21H20V24H21V26H20V24L19 25H17V21H16V19L14 18V19H12ZM21 16V17H20ZM64 16V15H63ZM88 16V17H87ZM91 16V17H90ZM95 16V17H94ZM182 16V17H181ZM205 16V15H204ZM71 17V18H70ZM73 17V18H72ZM74 17H79L78 18V20H77V22L75 21L76 19L74 18ZM90 17V18H89ZM69 19V22H65L67 19ZM82 18H83V20H85L86 22L88 21L89 22V24H88V22H87V24H86V22L85 21H83L82 20ZM87 18H89L88 20H87ZM94 18H96L95 20H94ZM100 17L98 16V19H99ZM159 18H157V19H159ZM23 20V21H21V20ZM72 19V21L71 22H73V23H76V24H73V26L74 25H76V26H74L73 27V29L72 28H68V30H67V32L66 31H64V28H65V25L63 26V23L65 24H72L71 22H70V20ZM92 19H93V21H92ZM180 19H182V22H180L181 20ZM184 19V20H183ZM203 19H205V18H203ZM13 20H15V21H13ZM58 20V21H57ZM62 20H63V23H62ZM65 20V21H64ZM74 20V21H73ZM90 20V21H89ZM198 19L196 18V20L195 21H197ZM14 23H13V22ZM27 21V20H26ZM54 21H57V22H54ZM68 21V20H67ZM80 21H82V22H80ZM160 21V20H159ZM165 21V22H166ZM191 21H192V23H191ZM199 21V20H198ZM22 22V23H21ZM80 22V23H79ZM85 22V23H84ZM93 22V23H92ZM136 22V23H135ZM161 22H159V23H161ZM201 22V21H200ZM54 23H56V24H54ZM62 23V24H61ZM77 23H79V24H77ZM83 23V24H82ZM124 23H126V24H124ZM169 23V24H168ZM172 23V22H171ZM181 23V24H180ZM197 24H199L200 25V23L199 22H196ZM14 24H15V26H17V28L16 27H14ZM44 24V23H43ZM80 24L81 25H83V26H81L80 27ZM86 24V25H85ZM119 24H120V26H119ZM187 24H191V25H187ZM78 25V26H77ZM85 25V26H84ZM89 27H88V26ZM92 25V26H91ZM132 25V23H129V26H131ZM133 25H132V27H133ZM139 25V24H138ZM149 25V26H150ZM161 25V27L159 26V24H157V26H159V28L161 29L162 27H167L166 25H164V23L163 24H160ZM164 25V26H163ZM179 25H181V26H179ZM196 25V24H195ZM198 25V26H199ZM13 26V27H12ZM20 26V27H19ZM72 26V25H71ZM87 26V27H86ZM119 26V27H118ZM124 26V27H125ZM148 26V27H149ZM149 27L150 29H158L157 27ZM177 26V27H176ZM178 26H179V28H182V29H184V30H182V29H179L178 28ZM197 26V25H196ZM64 27V28H63ZM66 27H69V25L68 26H66ZM78 27H80L81 29L82 28H84V29H88L87 30V32H86V30H84V29H82V31H81V29L80 28H78ZM110 27V28H109ZM20 30H19V29ZM78 28V29H77ZM199 28H200V26H199ZM6 31H5V30ZM62 29V30H61ZM67 28H65V30H66ZM74 29H75V31H74ZM102 29V30H101ZM106 29V30H107ZM113 29H115V30H113ZM160 29H158V30H160ZM162 29H164V28H162ZM171 31H170V30ZM175 29V30H174ZM178 30V32H177V30ZM18 30V31H17ZM181 30V32H179ZM186 30H189V29H186ZM200 29H197V31H196V33H195V35L197 34V36H195V37H199V35H200V31H199ZM21 31V32H20ZM63 31V32H62ZM152 31V30H151ZM150 31V32H151ZM165 31V30H164ZM170 31V32H169ZM194 31H195V29H194ZM199 31V32H198ZM2 32L4 33V32H7V33H5V34H7V35H3L2 34ZM19 32V33H18ZM80 32V33H79ZM182 32V33H183ZM18 33V34H17ZM21 33V34H20ZM56 35H54V34ZM99 33V34H98ZM103 33H105V32H103ZM23 34V35H22ZM32 34V33H31ZM36 34H37V39L34 41L35 43L36 42H39L40 40L42 41V39H39L40 37H42V36H40V34H39V32L37 33L36 32ZM35 33H33V35H36ZM38 34H39V38H38ZM111 34V35H110ZM19 35H22V37L21 36H19ZM29 36H28V38L30 39L32 36L30 35V34H28ZM53 35L55 36V38L53 37ZM57 35H59V37L57 36ZM72 35V36H71ZM103 34H101V37L103 38V36H102ZM180 35H178L177 37H178V39L181 37ZM31 36V37H30ZM117 37L119 36H121V35H119V33L116 35ZM201 36V35H200ZM7 37V38H6ZM18 37H21L22 39H20V38H18ZM36 37V36H35ZM35 37L33 38V39H35ZM57 37V38H56ZM61 37V38H60ZM69 37V38H68ZM98 37H100V36H98ZM100 37V38H101ZM114 37H112V38H114ZM116 37V38H117ZM176 38V36L174 35L173 36V38ZM3 38H5V39H3ZM43 38V37H42ZM174 38V39H175ZM25 39V38H24ZM39 39V40H38ZM67 39V40H66ZM99 39V38H98ZM98 39H96V41L95 42H97V40ZM111 39V38H110ZM177 39V38H176ZM21 42H20V41ZM62 40V41H61ZM63 40H64V42H63ZM103 40V39H102ZM33 41V40H32ZM40 41V42H41ZM57 41V42H58ZM62 43H61V42ZM68 41H70V42H68ZM194 41V40H193ZM19 42V43H18ZM29 42H31V41H29ZM34 42H33V44H34ZM65 42H66V44H67V46L69 45V46H71L72 47V50H71V48H65L66 47V44H65ZM32 43V42H31ZM69 43V44H68ZM70 43H71V45H70ZM6 44L8 45V44H10V45H8L9 47H10V49H9V47H6ZM22 44V43H21ZM37 44V43H36ZM55 44V43H54ZM63 44H65V45H63ZM125 43H122V45L121 46H123ZM35 45V44H34ZM127 45V44H126ZM126 45H124V46H126ZM19 46H21L20 44H19ZM57 46H55V50L57 51V50H59L58 48H57ZM63 46H65L64 48L65 49H63ZM102 47V46H101ZM9 49L8 50V52L6 51V49ZM16 48V49H15ZM97 49L98 48V50L96 51L95 49ZM194 48H195V50H196V47L194 46ZM15 49V50H14ZM96 51V52H98V53H94V50ZM128 50H126L127 52L129 51V50H131V48H127ZM191 49V50H190ZM193 49V47H191V48H189V50L190 51H193L192 50ZM63 50H64V53H63ZM65 50H67L66 52H65ZM71 50L72 51V53H70L69 51ZM93 50V51H92ZM189 50L187 49V51H188V53H190L189 52ZM195 50H194V52H192V54H194V55H197V53L196 52H198L197 50H196V52H195ZM18 52H20L19 50H18ZM56 53H58V56H60V54H59V52H56ZM70 53V54H69ZM14 54V53H13ZM13 54H11V55H13ZM17 54H19V53H17ZM16 54V55H17ZM104 54V53H103ZM102 54V52L101 53H99V55L97 56V57H99L100 55L102 56L103 55ZM199 55H200V58H202V62H203V60H206V57H205V59L202 57L203 55H201L200 54V52L198 53ZM63 55V56H64ZM62 56V59H63V61H65L66 62V60H64L65 58ZM61 57V56H60ZM196 57V56H195ZM197 57H198V55H197ZM196 57V58H197ZM236 57V56H235ZM235 57H233V58H235ZM7 58H8V61H7ZM89 58V59H88ZM90 58L92 59V60H90ZM199 58V59H200ZM237 58V57H236ZM236 58L234 59V61H235V63H239V62H241L239 59H238V61L239 62H236ZM10 59V60H9ZM74 59V60H73ZM208 59V58H207ZM242 59H244V57H242ZM241 59V60H242ZM6 60V61H5ZM245 61L247 60V58H245L244 59ZM11 63H10V62ZM87 61H90V63L89 62H87ZM92 61V62H91ZM230 62L231 61H233V59H231V60H229ZM233 61V62H234ZM244 61V63H240L241 64V66H240V64L238 65V66H240V67H238V70H235V68L234 67H236L237 68V66H232V64L234 65L235 63H233L232 62V64H230V62H228L229 64H228V66L230 65V66H232V68H233V70H235V71H232L231 70V72L229 71L230 69H228L229 67H227V66H224V65H226V64H223V65H219L217 62L216 63H214V64H216V68H217V66L219 65V67L221 68L222 66L223 67H225V70H223L224 68L222 67L221 68V70L219 71L218 69H214L212 66H211V60H208V63H207V65H210L213 69H214V72L212 73V69H211V72H205V70H204V68H208L209 66H206L205 64H206V62H205V64L203 65V69L201 68L202 67V62L199 64V68L197 67L194 71H197L198 69L200 70V68L203 70H201V71H197V72H194L195 73V75L196 74H199V77H198V75H197V77H198V79H197V77L195 78L196 79V81H195V79L193 78V75H192V73H190L189 74V76L192 78V79H194V81L192 82V80L191 79H189L188 81H190L191 80V82L192 83H194V85L192 86L187 80H185V81H187V82H185V85H183L182 84V82H180V84H182L183 86H185V88L186 89H184L183 88V86L182 85H180V87L181 88H183V92L181 91V90H179V89H181L178 85V87H179V89H178V91H179V93H180V91H181V95H180V99L178 100L177 98H176V100H178L176 103H174V105L172 106L171 104H170V108L172 109L169 113V115H172V116H169V117H172V121H170V122H172V125H171V123H170V125H168V127L169 126H172V130H173V127H175V130L174 131H172V130H170L171 132H170V134H172L171 136H173V137H175V145H176V148H179L178 150H180L181 152H183L185 155L184 156H186L185 157V159H187V160H194V158H196V161H197V158H198V162H200V163H198L200 166H202L203 167V165L205 166L206 164H207V167H209L210 165V167L211 168H218L217 167V164H219V166H220V164L221 165H224V166H220L221 168H224L225 166H229L228 168L229 169H236V168H238V169H240L242 166L245 168L246 167V169H249V168H254V167H261L260 168V170L262 169V171L264 172V135H262V133H260V132H263L264 130L262 129L263 127H259L260 126V122H258V123H256V122H254V121H256V120H254V118L257 116V114H256V116H255V114H252L251 112H250V114L248 113L247 115H246V113H247V107H248V105H249V102L250 101H252V102H254L253 101V99L256 97V96H254V95H256L257 93H258V95L259 94H261V95H264V94H262V88H258V87H255L256 85L255 84H257L256 83V79H257V82H260L259 80H258V78H256V77H258L259 76V74L261 75V74H263V76H264V71L261 73V72H256L257 74H255V75H257L254 79L253 78H251V80H253V81H250L248 78H250V77H246V80L245 81H243V80H240V78H243V77H245V75H242L241 76V74L242 73H240L239 72V68H243L242 66L245 64V63H247V62H245ZM260 62H262V60H259ZM258 61V62H259ZM7 62V63H6ZM211 62V63H210ZM215 62V61H214ZM263 62H264V60H263ZM262 62V63H263ZM87 63H89V65L87 64ZM204 63V62H203ZM224 63V62H223ZM9 64V69L11 70L9 73L10 74H8L7 73V71L9 70H7V65ZM92 64H91V66H92ZM105 63H103V65H104ZM218 64V65H217ZM106 65V64H105ZM213 65V64H212ZM237 65V64H236ZM247 65V64H246ZM1 66H0V68H1ZM16 66V65H15ZM91 66H90V68H91ZM206 66V67H205ZM248 66V65H247ZM263 66H264V64H263ZM4 67V66H3ZM11 67V68H10ZM211 67H209V68H211ZM254 67V70H255V68L256 67H258V64L257 65H254L253 66ZM259 67H260V64H259ZM5 68V67H4ZM15 68V67H14ZM245 68V67H244ZM243 68V69H244ZM260 68H263L264 69V67H260ZM3 69V68H2ZM259 69V68H258ZM257 68H256V70H258ZM89 69H87V71H88ZM207 70H209V69H207ZM206 70V71H207ZM255 70V71H256ZM261 70V69H260ZM2 71V70H1ZM14 71H15V69H14ZM17 71V70H16ZM83 71H85L84 69H83ZM82 71V72H83ZM210 71V70H209ZM217 71V72H216ZM219 71V72H218ZM225 71V72H224ZM236 71H238V72H236ZM245 71H246V68H245ZM262 71V70H261ZM71 72H73V74L71 73ZM81 72V73H82ZM205 72V73H208L210 76H208V74L206 75L205 73L203 74V73ZM234 72H236V73H234ZM243 72V74L244 73H246V72H244V71H242ZM3 73V75H4V71L2 72ZM16 74L15 75H17V72H15ZM76 73H79V74H76ZM86 74H87V72H85ZM215 73V74H214ZM219 73V74H218ZM255 73V72H254ZM84 74V73H83ZM82 74V75H83ZM218 74V75H217ZM226 74V75H225ZM227 74H228V76H227ZM239 74V75H238ZM3 76L2 78H4V79H6V77L7 76ZM85 75V74H84ZM202 75V76H201ZM206 75V76H205ZM214 75V76H213ZM234 75H236V77H234ZM255 75H253V77L255 76ZM18 76V75H17ZM70 76V77H71ZM81 76V77H80ZM86 76V75H85ZM84 76V78H86ZM208 76V77H207ZM227 76V77H226ZM237 76H241V77H239V79H237L236 80V78H238ZM263 76L261 77L262 79H263ZM9 77H11V78H13L12 80H14V78H15V76H9ZM9 77H7L8 79H9ZM65 78V80L63 79V78H54L53 80L51 79V82L54 84V81L55 82H57V83H55L54 85H55V90H53L54 92L53 93H50V91H48V90H50V89H54V87L53 86H48V92L51 94H46V92L47 91H44L45 92V94H41L42 95V97H40V99H38L37 98V100H36V97H35V101H36V107L33 109V107H34V103H35V101L32 103L33 104V107L31 108L32 110H34V112L32 113L31 111H30V109H28V106L26 107V109H28V110H26L25 112H28V111H30V112H28L29 113V115L27 116V114L25 113H23V116L21 115V117H20V113L21 112H19V111H21L22 109H19V105L21 104V105H23V104H25V106L29 103L30 105H31V103H30V100H28V98H29V96H28V98H27V100H28V102L26 103H22V102H20L21 101V98H23L24 96L25 97H27L26 95L27 94H25V95H21V97L20 96H18V97H20L19 98V100L17 101V100H15L14 99V96H15V98H18L17 97V94L18 93H14V90H12L10 93H13V94H11L10 96L14 99V101H12V102H14V103H12V104H10L8 101L10 100H13V99H8V98H6V99H8V101H5V97H10V96H5L4 98H2L3 96H2V94H4V93H2V91H1V96H0V98H2V99H0L1 100V102L2 101H5V102H3L4 103V105H6L5 103L7 102V106L10 104V108L8 109V110H10L11 112H8L9 114L11 113V114H13L12 112H15L16 113V111H18V115L17 116H15L17 119H18V117L20 118V120L18 121V123H16V121H15V125L13 124V125H8V123L6 124V122H5V124H2L1 122L2 121H0V126H1V124H2V127H0V136H2V137H0L2 140H0V182L2 183L3 181H8L9 179L10 180H12V181H14V182H16V184H17V186H16V188H19V187H21L23 184V182H24V180H22V179H25V181L26 182H29L28 183V185H31L32 184V182H34L35 181V179L34 178H36V180H41L42 182L44 181H46V179H47V175L48 174H50V173H54V172H56V171H59L60 170V168L62 169V170H64V171H62V170H60V171H62V172H65L66 171V169H67V171L69 172V171H72V167H74V165H75V163H76V161L78 160H83V158L85 157H91V158H94L95 160H94V162L96 161V160H99V159H101V160H103V158H105V159H107V157L109 156V157H111V156H113V154L115 155L116 153H119L121 150H122V147H123V144H124V138H126L129 134H127L126 135V131H128L129 130V132H130V130L132 129L131 128V126L133 125V119H131L132 117V115L130 114L131 113V111H128L129 109L131 110L132 108L130 107V106H132L133 107V104L131 105V103H133V100H134V96H133V91H134V87H132V86H130L129 84H124V86H123V84L120 86L119 85V87L118 86H114V79L112 80V79H110V78H102L101 80H100V84H99V80H92L91 79V81L90 80H88V81H86L84 78H82V79H84L85 81H83L82 80V82H81V86L78 84V86H76V87H74L73 85H74V83L77 81V79H75L76 81H73V82H71L72 80H70L71 78ZM80 77V78H79ZM190 77H187V78H190ZM11 78L9 79V80H11ZM186 78V79H187ZM235 78V79H234ZM261 78H260V80H261ZM15 79H17L18 80V78H15ZM19 79H20V77H19ZM57 81H56V80ZM60 79H62L61 81H60ZM67 79H69L70 80V82H71V84L69 83V87H68V80ZM74 79V78H73ZM88 79V78H87ZM106 79V81L104 82L103 80H105ZM244 79V78H243ZM17 80H15L16 81V84L18 85V82H17ZM22 80V79H21ZM108 80V81H107ZM110 80V81H109ZM112 80V81H111ZM4 81V80H3ZM2 80H1V82H3ZM18 81H20V80H18ZM68 81V82H67ZM239 81V82H238ZM243 81V82H242ZM262 81V80H261ZM5 82H7V79H6V81H4L3 83H5ZM21 82V81H20ZM50 81H48V84L50 85L51 83H49ZM84 82V83H83ZM99 84H97V83ZM102 82L103 83H105L104 85L102 84ZM113 82V83H112ZM263 82H264V80H263ZM12 83V86H13V82H11ZM72 83H73V85H72ZM77 83H78V81H77ZM95 83V84H94ZM110 84V83H112V84H110V86L111 85H113V86H109L108 84ZM117 83V82H116ZM186 83H188V85H186ZM15 84V82H14V86L16 85ZM52 84V85H53ZM58 84V85H57ZM84 84V85H83ZM190 84V85H189ZM262 84V83H261ZM16 85V86H17ZM57 85V86H56ZM70 85H71V87H70ZM101 85V86H100ZM105 85H108L109 87L107 88V86H105ZM127 85H128V87L130 86V87H132V88H127ZM258 85H260V83L258 84ZM13 86V87H14ZM72 86H73V88H72ZM186 86H191L190 88H188V90H187V87ZM264 85H260L259 87H263ZM12 87V88H13ZM18 87V86H17ZM49 87H52V88H50L49 89ZM69 89H71L70 91L69 90H67L68 88ZM79 87H82V93H80L81 92V90L80 91H78V89L77 88H79ZM124 87V88H123ZM253 87L257 90V93H253V92H255L256 90L255 89H253ZM106 88V89H105ZM121 88H123V89H121ZM127 88V89H126ZM258 88V89H257ZM264 88V87H263ZM14 89H15V87H14ZM17 89V88H16ZM15 89V90H16ZM18 91H19V94L18 95H20V88L18 87ZM75 89H77V91H78V93H77V91H76V93H75V91L74 90ZM104 89H105V91H104ZM109 89V90H108ZM132 89V90H131ZM260 89H262L261 91L262 92H260L259 90ZM4 90H8V92H7V94L9 95L10 93H9V89H4ZM11 90V89H10ZM27 90V89H26ZM26 90H25V93H26ZM106 90H108L107 92H106ZM248 90V91H247ZM21 91H23V90H21ZM29 91L30 90H27V93H29ZM68 91V92H67ZM113 91V92H112ZM131 91V92H130ZM252 91V92H251ZM260 93H259V92ZM16 92V91H15ZM24 92V91H23ZM52 92V91H51ZM71 92H72V97H71ZM74 92V93H73ZM110 94H112V95H110ZM248 92V93H247ZM5 93H6V91H5ZM34 93V92H33ZM67 93H69L70 95H68ZM131 93H132V95H131ZM254 95H253V94ZM16 94V95H15ZM22 94V93H21ZM32 93H31V91H30V95H31ZM76 94V95H75ZM80 94V95H79ZM82 94V95H81ZM102 94H106V98H102ZM107 94H108V97L109 96H111V97H109L108 99H107ZM248 94H251L250 96L251 97H248L249 95ZM29 95V94H28ZM33 95V94H32ZM73 95H75V96H73ZM131 95V96H130ZM252 95L254 96V97H252ZM257 95V96H258ZM40 96V95H39ZM39 96H37V97H39ZM68 96H70V97H68ZM76 96H78V97H76ZM247 96V97H246ZM32 96H30V98L29 99H33V98H31ZM103 97H105V95H103ZM178 97V96H177ZM248 98H250V100L247 102V100H248ZM252 98V99H251ZM257 98V97H256ZM255 98V99H256ZM260 98V95H259V97L257 98V99H259ZM261 98L263 99L264 97H262L261 96ZM260 98V99H261ZM103 99H104V101H103ZM105 99H107V101H105ZM132 99V100H131ZM243 99H247L246 101H241V100H243ZM109 100V101H108ZM132 102H131V101ZM240 100V101H239ZM264 100V99H263ZM22 101L24 102V101H26V99L24 98V99H22ZM101 101V102H100ZM0 102V106H1V104H3V103H1ZM18 102H20V104H18ZM240 102H244L243 104L242 103H240ZM245 102H247L246 104H247V106H245ZM252 102H251V105H252ZM9 103V104H8ZM264 103V102H263ZM28 104V105H29ZM254 104V103H253ZM18 105V106H17ZM3 106V105H2ZM1 106V107H2ZM17 106V107H16ZM250 106V105H249ZM254 106V105H253ZM14 107H16V108H14ZM21 107V106H20ZM255 107V106H254ZM3 108V107H2ZM2 108H0V109H2ZM12 108H14L13 110L14 111H12ZM19 110H18V109ZM22 108H25L24 107V105H23V107ZM95 108H98V109H95ZM170 108H169V110H170ZM250 108V107H249ZM248 108V109H249ZM15 109H17V110H15ZM94 109V110H93ZM251 109H254L253 107L252 108H250L249 110H251ZM23 110H25V109H23ZM228 110V111H227ZM238 111V112H237ZM97 112V113H96ZM224 112L227 114V116L229 117L230 115L232 116L233 114L232 113H236V114H234V115H237V116H243L242 118L244 119V117H245V119H247L248 120V122H242L243 120L242 119H240L241 120V122H242V124H241V122H240V125L242 126V129L239 127V125H237L236 124V126H237V128H239V129H237L236 128V130H235V127H234V123H235V119H236V122H237V120L238 121H240L238 118H240V117H238V118H235V119H233V116H232V119L234 120V122H232L233 120L231 119V118H228V119H230V120H232V121H230V120H226V119H224V118H227L226 116H224L225 114H224ZM227 112H230V114L229 113H227ZM249 112V111H248ZM252 112H254L253 110H252ZM21 113V114H22ZM31 113H32V115L34 116H32V119H31ZM96 113V114H95ZM98 113H101V115L100 114H98ZM103 113V114H102ZM215 113H216V115H217V113H218V116H215ZM257 113V112H256ZM207 114H208V116H207ZM211 114V115H210ZM214 114V115H213ZM220 114V115H219ZM222 114H223V116H222ZM229 114V115H228ZM104 115V116H103ZM213 115V116H212ZM245 115V116H244ZM92 116H94V117H92ZM95 116H97V117H99V118H97V117H95ZM108 116V117H107ZM196 116V117H195ZM230 116V117H231ZM261 116V115H260ZM24 117V118H23ZM211 117V118H210ZM222 117V118H221ZM224 117V118H223ZM234 117H236V116H234ZM247 117V118H246ZM262 117V116H261ZM15 118V119H16ZM22 118V119H21ZM93 118V119H92ZM95 118H97V119H95ZM103 118V119H102ZM195 118V119H194ZM260 117H258L257 119H259ZM14 119V120H15ZM16 119V120H17ZM170 119V118H169ZM224 120V122L225 121H230L229 123H227V122H225L227 125H225V123L224 122H222V121ZM103 121V122H102ZM245 121V120H244ZM259 121V120H258ZM222 122V123H221ZM4 123V122H3ZM10 123H11V121H10ZM224 123V124H223ZM255 123H256V125H255ZM223 124V125H222ZM194 125H196V126H198V127H196V131L194 132L195 133V135H193V137H192V139H189V130L190 129H192V126H193V128L195 127ZM225 125V127H223L222 129H219V128H221L222 126H224ZM257 125H259L258 126V129H259V131H258V129L255 127V126H257ZM262 125V124H261ZM130 126V127H129ZM130 128V129H129ZM230 130H229V129ZM6 129H7V131H6ZM128 129V130H127ZM217 129H218V133H219V130H221V131H223V132H225V133H223V132H220L219 133V137H220V139H221V142H219V140L220 139H218V138H216V137H218V134L216 133L217 132ZM226 129H228L227 131H233V132H235V133H232V132H230L231 134H229V133H226L227 131H226ZM28 130V131H27ZM239 130L240 131H242V130H244V131H242V133L240 132V133H238L239 132ZM3 131H4V134H2L3 133ZM6 131V132H5ZM216 131V132H215ZM237 131V132H236ZM27 132H29V133H27ZM128 132V133H129ZM213 132L215 133V134H213ZM256 132H259V133H256ZM193 133V134H194ZM254 133L256 134V136L254 135ZM2 134V135H1ZM227 134V137H229L230 135H231V139L232 140H230V138H228L227 140H225L227 137L225 136ZM264 134V133H263ZM126 137H125V136ZM215 135H217L216 137H213V136H215ZM220 135H222V136H220ZM252 135H254V137L252 136ZM191 137V136H190ZM226 137V138H225ZM193 138H195V139H193ZM211 138L213 139L212 141L214 142V139L216 140V142L217 143H220L219 144V146L214 142V143H212L211 142ZM225 138V139H224ZM206 139H210L208 142L206 141ZM192 140H194L193 142H195L196 140H197V147L194 149V147H192V146H195V144L194 145H191V144H193L192 143ZM231 141H232V144H231ZM13 144H12V143ZM204 142L206 143H209L208 144V147H206L207 146V144H204ZM229 142V143H228ZM123 143V144H122ZM213 145H215L216 144V146L218 147V149H217V147L215 146H213ZM122 144V145H121ZM210 144H211V147H213V149L212 148H210ZM119 146H121V147H119ZM118 149H117V148ZM121 148V149H120ZM211 149V150H210ZM216 149H217V152H216ZM14 150V151H13ZM14 152V153H13ZM187 154H186V153ZM105 153H106V157H105ZM109 153V155H107ZM83 155V156H82ZM104 155V156H103ZM117 155V154H116ZM3 156V157H2ZM79 156V157H78ZM103 156V157H102ZM4 157L7 159H4ZM95 157H97V159L95 158ZM99 157H101V158H99ZM80 158V159H79ZM88 158V159H89ZM89 159V161L90 162H93L92 161V159ZM71 161H70V160ZM104 159V160H105ZM87 160V158L85 159V160H83V161H86ZM143 160V161H142ZM142 160H140L139 161V165H141V167H145V164H146V167L145 168H147V166H148V168H149V165L148 164H150L151 165V167L153 166L152 165V162H153V160H154V158L153 157H150V158H147V157H145V158H142ZM67 161V162H66ZM74 161V162H73ZM72 162L74 163V165H72ZM87 162V161H86ZM71 163V164H70ZM208 163H210L209 164V166H208ZM212 163H214V165L216 164V167H214V165H212ZM69 164V165H68ZM154 164V163H153ZM202 164V165H201ZM228 164V165H227ZM243 164V165H242ZM144 165V166H143ZM253 165V166H252ZM254 165H256V166H254ZM59 166V167H58ZM230 166H232V167H230ZM235 166V167H234ZM236 166H239V167H236ZM250 166H252V167H250ZM54 167V168H53ZM57 167V168H56ZM206 167V166H205ZM234 167V168H233ZM254 168V169H257V170H259V168ZM263 167V168H262ZM226 169H227V167H225ZM54 169V170H53ZM58 169V170H57ZM250 170V169H249ZM259 170V171H260ZM51 171H54V172H51ZM67 171H66V173H67ZM46 177V178H45ZM45 179V180H44ZM20 181H22V183L20 182ZM47 181H48V179H47ZM5 182H3L2 184H4ZM31 182V183H30ZM20 183V184H19ZM15 184V185H16ZM19 185V186H18ZM60 210V209H59ZM61 210H62V213H65V212H63V210H67V209H63V208H61ZM22 211H24V210H22ZM45 208L43 209L42 208V212H44L43 214L46 216L48 213H47V211H46V214H45ZM20 212V211H19ZM61 212V211H60ZM16 213H18V212H16ZM20 214H21V212H20ZM43 215V216H44ZM29 217H26V216H24V217H22V219H20L19 218V220L17 219L16 221H15V223L17 222V225L19 224H22V226L25 228V233H28V234H26L25 236L27 237V235H29L30 233H32V234H30L31 236L34 234L35 235V237H37L36 235H41V236H39V237H41L40 239L41 240H43V238L44 239H46L47 237V235L46 236H44V233L46 234L47 233V231H45V230H48L47 228H49V225H48V223L46 224V220L45 221H43V218H42V220H40L38 217H36V218H32V219H28ZM14 222H13V224H15ZM255 223H257V222H253V224L256 226V224ZM2 223H0V225H1ZM252 224V225H253ZM16 225V224H15ZM5 225H3L2 224V226H0V239H2V237L1 236H3V244L1 243L2 241H0V246H4V245H6V244H8V242H6V244H4V238H5V240H8L9 241V238H11L12 239V237L9 235V231L8 230H6V228H7V226L6 227H4ZM48 226V227H47ZM255 226H251V229H252V227H255ZM257 227V226H256ZM256 227L255 228H253V229H256ZM252 229V230H253ZM27 231V232H26ZM8 232V233H7ZM7 233V234H6ZM262 233H264V231L262 232ZM6 235H8L9 236V238H7L6 239V237H8V236H6ZM30 235L27 237L28 239H26V237H24V239H26V240H28V242L29 241H33V242H27L26 240L24 241L25 243H24V245H23V240H20V238H14L17 242L20 240L22 243H20L19 245H23V247L25 246V244H26V242H27V244L30 246V244H32L29 248H26V246H25V248L26 249H29V250H26V252H31V250L30 249H36V250H39V249H41V248H38L36 245H38V244H40V243H38L39 241L41 242V240L39 239L38 241H37V239L34 237V236H32V237H30ZM110 235H112V234H109V235H107L106 237H108L109 239H111L112 238V236H110ZM6 236V237H5ZM49 237V236H48ZM264 237V234H263V236H262V238ZM29 238H32V240H29ZM34 238V239H33ZM10 239V240H11ZM19 239V240H18ZM13 240V239H12ZM11 240V241H12ZM36 240V241H35ZM47 240L49 241V238H47ZM43 241V245H45V246H47V245H49L47 242L48 241ZM233 240H235V239H233ZM260 240V239H259ZM264 240V239H263ZM15 241V242H16ZM249 241L251 242V241H253V240H251V239H249ZM248 241V244L250 243ZM258 241V240H257ZM256 241V242H257ZM35 242H37L38 244H35ZM262 242V241H261ZM19 243V242H18ZM42 243V242H41ZM50 243V242H49ZM255 242L253 241V242H251L250 244H251V247L252 246H254L255 244H254ZM192 244V243H191ZM264 244V243H263ZM262 243H261V245H262V247L264 246ZM35 247H37V248H35ZM190 245V244H189ZM261 245H259L260 247H261ZM7 246V245H6ZM226 246V245H225ZM259 246H257V247H259ZM28 247V246H27ZM31 247H33V248H31ZM39 247H42V246H40L39 245ZM231 246H228V249H227V246H226V248L225 249H227V252L228 251H230L231 250V248H230ZM249 248V246H248V248H249V250L248 249H245V250H248V251H250L252 248ZM255 247V246H254ZM4 248V250H6V248H5V246L3 247ZM47 248L49 249V246H47ZM235 248V247H234ZM256 248V247H255ZM34 249L32 250V252L34 251ZM239 250H242L241 248H238ZM262 249V248H261ZM261 249H258V250H256V251H259V250H261ZM1 251H2V249H0ZM35 250V251H36ZM254 250V249H253ZM0 251V252H1ZM199 251H202V252H199ZM199 251H197V252H199V253H195L196 255H198V254H202L203 253V249L202 250H199ZM252 251V250H251ZM3 252V255H4V251H2ZM2 252H1V254H2ZM226 251L224 252V253H227ZM242 252H243V250H242ZM34 253V252H33ZM36 253V252H35ZM34 253V255H36V256H39V259H42V258H44L43 257V255H44V253L43 252H37L36 254ZM41 253H43V254H41ZM259 253H264V252H260L259 251ZM31 254V253H30ZM37 254H39V255H37ZM169 253H167V255L165 256H163V257H165V258H163L164 259V262H163V259L160 261V263L161 264H173L174 263V261H175V264H176V261H177V264H179L180 262H178V260L180 259V258H183L182 256H184L185 258H183V260L182 259H180L181 260V263L180 264H197L196 262H199V263H202V262H206V259H207V255H204L205 254V252L202 254V256L203 257H205V258H203V259H201L200 258V255H198V257L195 255V254H189L191 257H189V255L187 256L188 258H186V256L185 255H182V256H179V255H172L173 256V258H174V261H171L172 263H168V262H170V258H172V257H170L171 256V254L170 255H168ZM228 254V253H227ZM227 254H225L226 255V259H225V257H222V256H220L221 257V259H220V261H222V262H226L227 260H228V258L229 257H227ZM40 255H42V257L40 256ZM192 255L194 256L195 255V259L192 257ZM262 255H264V254H262ZM167 256H168V261H167ZM201 256V257H202ZM35 257V256H34ZM177 257L179 258V259H177ZM30 258V257H29ZM36 258V257H35ZM173 258H172V260H173ZM176 258V259H175ZM191 258V259H190ZM193 258V259H192ZM30 259H32V258H30ZM30 259H28V260H30ZM36 259H38V257L36 258ZM185 259H187V260H185ZM205 259V261H202V262H200V260H204ZM243 259H245V258H243ZM242 259V262L244 263H246L247 261L248 262H250L249 261V259L250 258H246L245 260H243ZM248 259V260H247ZM253 258H251V260H252ZM28 260H27V262H28ZM33 260H34V258L32 259V260H30L31 262H33ZM43 260V259H42ZM41 260V261H42ZM179 260V261H180ZM191 261V262H189V261ZM229 260H232L234 263H232V261L231 262H229V261H227V263L229 262V264L230 263H232V264H235L236 262L231 258V259H229ZM236 260H238V263L240 264V261H239V259H236ZM247 260V261H246ZM36 261V260H35ZM37 261H40V260H37ZM184 261V263H182ZM186 261V262H185ZM193 261V262H192ZM196 261V262H195ZM219 261V260H218ZM195 262V263H194ZM241 262V263H242ZM251 262H253V261H251ZM254 262L256 263V260H254ZM198 263V264H199ZM259 263V262H258ZM261 263V262H260ZM259 263V264H260ZM129 264V263H128ZM206 264V263H205ZM246 264H248V263H246ZM251 264V263H250ZM252 264H254V263H252ZM257 264V263H256Z\"/></svg>", "mask_w": 264, "mask_h": 264}]
</instances>
